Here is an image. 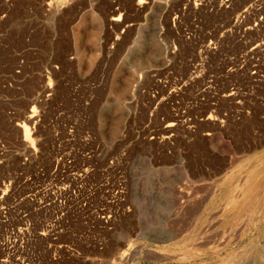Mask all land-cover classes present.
Here are the masks:
<instances>
[{
  "label": "rangeland",
  "instance_id": "rangeland-1",
  "mask_svg": "<svg viewBox=\"0 0 264 264\" xmlns=\"http://www.w3.org/2000/svg\"><path fill=\"white\" fill-rule=\"evenodd\" d=\"M75 1L0 0V264H264V2Z\"/></svg>",
  "mask_w": 264,
  "mask_h": 264
},
{
  "label": "bare ground",
  "instance_id": "bare-ground-1",
  "mask_svg": "<svg viewBox=\"0 0 264 264\" xmlns=\"http://www.w3.org/2000/svg\"><path fill=\"white\" fill-rule=\"evenodd\" d=\"M70 1H73V0H63V3H66V2H70ZM101 0H99V2H100ZM103 1V0H102ZM106 1V3H107V5H108V12L109 13H105V15H104V20H105V25L106 26H110V25H115L116 26V24L117 25H120L119 24V22H121V14L119 13V14H117L118 12H119V10H118V8H115V5H114V3H112V1H110V0H105ZM104 1V2H105ZM259 2H264V0H258ZM75 2H77V0L75 1ZM75 2H73V3H75ZM85 1L84 0H80V3L82 4V3H84ZM146 2H148L147 0H139L138 1V3L136 4V5H138L139 6V10L142 8V7H144V6H146L144 3H146ZM182 2V1H181ZM79 3V4H80ZM183 3L184 4H189L190 3V1L188 0L187 1V3H185V1H183ZM50 5V4H49ZM67 5V4H66ZM73 5V4H72ZM78 5V4H77ZM226 5H227V3H223V8L224 7H226ZM65 6V5H64ZM132 6V5H131ZM134 6V5H133ZM221 6V5H220ZM252 9H254L253 8V5L252 4H250V5H248V6H246V8L242 11V13L240 14V16H238L237 18H235V20L233 21V22H235V24H240V23H243V21L245 20V18L250 14V12L252 11ZM142 10V9H141ZM199 11V10H198ZM104 14V13H103ZM232 20V19H231ZM123 22V21H122ZM127 26V25H126ZM239 26V25H238ZM119 27V26H118ZM236 27V26H235ZM252 27V26H251ZM127 28V27H126ZM128 29V28H127ZM249 29V28H248ZM264 42V41H263ZM263 44V43H262ZM258 46V45H257ZM260 47H261V45H260ZM264 48V47H263ZM262 48V49H263ZM261 49V48H260ZM261 49V50H262ZM212 49L209 47V48H207V51L208 52H210ZM264 50V49H263ZM258 51H259V49H258ZM173 52V51H172ZM212 52V51H211ZM233 93V92H232ZM228 97V96H227ZM178 115V114H177ZM176 115V116H177ZM175 116V117H176ZM33 117V115H30L29 116V118H28V121H30L31 120V118ZM172 117V116H171ZM175 119H178V117L177 118H175ZM211 119V118H210ZM172 122L171 123H169L168 125H174V123H175V120L172 118ZM32 121V120H31ZM27 122V121H26ZM26 122H23L19 127H21V131H23V136H24V139H23V141L25 142V141H27V142H31L30 140L32 139L31 137H30V125L28 124V123H26ZM179 122V121H178ZM171 130V129H170ZM172 131V130H171ZM19 133V132H18ZM209 136V135H208ZM152 138V137H151Z\"/></svg>",
  "mask_w": 264,
  "mask_h": 264
},
{
  "label": "built area",
  "instance_id": "built-area-1",
  "mask_svg": "<svg viewBox=\"0 0 264 264\" xmlns=\"http://www.w3.org/2000/svg\"><path fill=\"white\" fill-rule=\"evenodd\" d=\"M25 196L26 197H29V198H32V194H29V193H27V194H25ZM59 202L61 201V199L59 198V200H58ZM102 216H104V215H102Z\"/></svg>",
  "mask_w": 264,
  "mask_h": 264
}]
</instances>
